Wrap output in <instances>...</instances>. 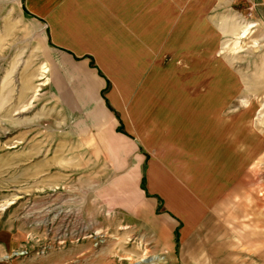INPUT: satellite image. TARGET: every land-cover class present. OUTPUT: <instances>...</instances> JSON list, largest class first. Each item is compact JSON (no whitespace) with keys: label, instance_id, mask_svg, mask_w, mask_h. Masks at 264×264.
I'll list each match as a JSON object with an SVG mask.
<instances>
[{"label":"rangeland","instance_id":"obj_1","mask_svg":"<svg viewBox=\"0 0 264 264\" xmlns=\"http://www.w3.org/2000/svg\"><path fill=\"white\" fill-rule=\"evenodd\" d=\"M251 4L220 0L214 26H173L163 41H142L139 48L131 43L129 51L130 43L119 42L110 53L116 59L105 57L110 66L116 62L108 69L139 62L136 50L143 56L149 52V82L139 84L136 66L130 67L131 74L126 67L125 73L113 74L114 88L110 83L97 95L90 89L94 80L87 72L88 59L59 53L46 23L29 12L24 0H0V264H168L167 258L176 255L187 262L194 259L197 235L183 237L187 228L182 235L179 219V230L170 234L171 223L143 204L146 155L152 152H139L130 134L146 137L156 125L165 128L160 123L176 110L192 114L194 119L184 126L191 134L196 132V113L199 119L205 116L204 183L209 191L220 176L208 170L216 165L227 170L248 154L235 155L225 141L216 143L218 131L226 128L216 129V120H242L236 142L250 133L248 145L254 149L236 178V193L259 197L264 192V25L253 20L264 19V14ZM180 35L176 43L170 41ZM97 99L107 101L102 111L94 106ZM104 113L120 122L125 113L127 122L119 131L124 135L104 122ZM118 119L115 125H121ZM217 145L221 154L216 158L208 151ZM213 156L215 163L209 161ZM139 177L143 186H138ZM138 200L140 215L131 209ZM181 200L179 210L187 227L192 226L200 207L191 198ZM211 206L214 212L205 224L216 233V201ZM236 220L242 232L250 229L243 227L249 218ZM254 234V239L259 236ZM168 242L176 245L174 252L167 249ZM242 245L244 256L260 264L259 241L238 243ZM203 253L211 256L212 251Z\"/></svg>","mask_w":264,"mask_h":264},{"label":"crops","instance_id":"obj_2","mask_svg":"<svg viewBox=\"0 0 264 264\" xmlns=\"http://www.w3.org/2000/svg\"><path fill=\"white\" fill-rule=\"evenodd\" d=\"M24 1L29 12L46 23L50 40L59 53L75 60L76 57L89 60L87 72H90L94 80L90 84V89L98 91L97 95L102 93L110 83H112L111 89L114 88L117 82L113 74L125 73L122 70H127L126 67L129 68L127 72L131 74L130 67L136 66L134 73L139 84L145 79L149 82L150 77H145L150 68L146 64L147 57L150 59L149 52L148 55L143 56L136 50L137 53L134 52V55L139 57V62H130L126 66L119 65L121 69L117 71L108 69V67H114L116 62L112 61V66H110L106 63L105 57L108 55L110 58L112 56L113 59H116L115 54L110 56V53L115 48L118 49L119 42L127 41L130 43L125 48L129 51L132 49L131 43L136 42L137 48H139L138 44L142 41L149 43L163 41V37L166 38L164 32L173 26H180L182 29H186L190 25L203 27L210 23L214 26L216 25V2L220 4V0ZM249 1L257 5V10L264 14V0ZM253 20L259 25H264L263 18ZM157 30L161 32L157 34ZM180 37L181 35L176 36L170 41L176 43ZM152 46L155 45L152 44ZM127 57L126 54L124 59ZM102 100L97 99L95 102L94 106L97 107V110L102 111V106L106 107L107 101L103 100L102 102ZM106 109L108 110V108ZM175 113L169 120L165 119L164 123L157 120L161 125L167 126L164 128L156 125L154 129H150L149 135H146L149 138H146L141 132L130 133L138 144L139 152L140 150L152 152V155H146L149 162L148 188L142 193L143 204L146 209L149 208L153 214L155 211L156 215V211H158L159 216L165 217L163 219L171 223L170 234L173 233L174 229L175 231L179 230L176 220L179 219L184 222V226L181 227L182 235H184V229L187 228L183 237L194 233L197 235L195 260L192 258L190 262H187L176 255L167 258L168 264H253V260L244 256L243 245L238 247V243L241 244V241L246 240L259 241L262 251L260 264H264V192L259 197L254 195L256 198L252 199L254 198L252 195H237L235 189L236 178L246 169L251 158L250 153L254 149L248 145L250 133L247 137H243L244 141L236 142L234 133L238 128L243 127V121L237 120L236 116H230L229 120H224V117L220 116L216 120V129L226 126V128L218 131L216 143L225 141L224 145L226 147L230 145L228 148L230 151H234L235 155L242 154L241 152L248 154H246L243 162H240L243 158H239L237 166L234 163L232 167L229 166L226 170L225 167L216 165L215 170H208L216 171L220 176L214 179L213 183H216L212 185V190L209 191L204 183V174L207 170L205 160L208 161L205 159V116L202 113L204 119H199L200 114L196 113V132L191 134L190 128L187 129L184 126L192 122L190 121V118H193L192 114L179 113L178 110ZM121 115L122 121L120 122L117 116L112 113L103 114L104 122H111L117 134L121 133L119 131H123L121 123L127 122L125 113H121ZM116 118L121 125H115ZM174 120H176V124L172 125ZM228 121L233 122V124L226 125ZM173 128L180 130L173 131ZM212 128L214 129V124H212ZM151 134L153 139L150 137ZM220 150V146L217 145L209 149L208 153L216 155L217 158L218 154H221ZM223 150L226 149L223 148ZM213 160L214 156L209 161L215 163L216 161ZM219 167L224 168L222 175ZM200 179L201 182H199ZM261 182L263 188V178ZM143 183L139 177L138 186H143L145 184ZM183 198H191L200 207L196 223L189 227H187L184 215L179 210L178 202L182 201ZM211 201H216V233H214L213 227H207L205 224L214 212ZM252 202L253 205H251ZM254 206L257 208L256 210L252 209ZM115 208L125 209L119 205ZM131 209L132 212L140 215L142 211L141 200H138L135 207ZM242 217L249 218V220H245L243 227L250 229L244 230V232L240 229L242 227L241 222L236 220ZM200 221L201 224L198 225ZM254 226L260 229L256 231ZM249 231H252L251 235H248ZM240 233L247 234V238L242 235L238 237ZM254 233H259L255 239L253 238ZM200 234H206V240L205 238L201 240ZM215 236L216 241H214ZM187 244L190 246V242ZM175 246L171 242L167 243V249L171 252H174ZM206 249L212 251L211 256H208L207 253H205L207 255L204 253L201 255V251Z\"/></svg>","mask_w":264,"mask_h":264}]
</instances>
